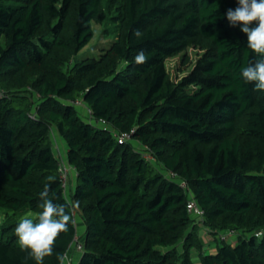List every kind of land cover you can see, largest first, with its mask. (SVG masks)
Masks as SVG:
<instances>
[{
    "label": "trees",
    "instance_id": "16d2710c",
    "mask_svg": "<svg viewBox=\"0 0 264 264\" xmlns=\"http://www.w3.org/2000/svg\"><path fill=\"white\" fill-rule=\"evenodd\" d=\"M237 6L0 0V264H35L14 229L23 212L42 210L46 184L54 203L85 221L77 264H264V91L241 76L262 57L239 25H229L226 11ZM94 22L112 24L114 40L98 57L79 59ZM112 31L105 27L104 35ZM189 47L200 54L174 79L166 60ZM141 51L147 61L137 64ZM101 118L109 128L96 123ZM53 127L77 170L68 196ZM131 129L125 142L114 134ZM190 198L204 210L201 223L188 210ZM199 223L212 229L214 253ZM77 226L60 234L44 264H59ZM228 230L239 231L236 243L219 236Z\"/></svg>",
    "mask_w": 264,
    "mask_h": 264
},
{
    "label": "clouds",
    "instance_id": "9594fccd",
    "mask_svg": "<svg viewBox=\"0 0 264 264\" xmlns=\"http://www.w3.org/2000/svg\"><path fill=\"white\" fill-rule=\"evenodd\" d=\"M237 4L235 9L229 8L226 11L229 25L232 27L239 25L240 30L247 36V47L262 57L254 64L250 63L243 67L241 76L245 83L254 84L256 90L264 91V0H237ZM254 23L257 26L252 27ZM136 35L139 36L140 33L137 32ZM146 61L147 56L143 51L135 57L137 64ZM76 175L72 174L71 180L75 179ZM53 179L51 176L48 177L49 181ZM49 189L50 185L46 184L44 190L40 192L39 207L42 210L21 216L14 229L21 251L27 252L35 264H44L45 258L54 254L55 242L60 234L68 231L70 223H75L66 206L54 203L49 197ZM69 206L78 207V203ZM57 260L59 264H71L66 253L57 254Z\"/></svg>",
    "mask_w": 264,
    "mask_h": 264
},
{
    "label": "rangeland",
    "instance_id": "374dc122",
    "mask_svg": "<svg viewBox=\"0 0 264 264\" xmlns=\"http://www.w3.org/2000/svg\"><path fill=\"white\" fill-rule=\"evenodd\" d=\"M93 27L95 29V34L92 37V39L89 41V43L79 52V54H78L79 59L84 58L86 55H88L90 57H98L102 51V47H107L108 45H110L112 40H114L115 34L112 31V30H114L112 24H110V25L107 24V25L103 26L100 23L94 22ZM105 27H110V29L112 31L108 37H106L104 35V28ZM199 54H200V51L198 49H195L193 47H189L186 51L181 52L178 55L168 57L166 60V64H167V68H168L170 74L172 75V77L174 79H179L183 75L187 74L190 71V69L193 67L194 62H195L196 58L199 56ZM185 55L189 57V60L187 62L183 61V56H185ZM75 104H76V107H77L79 114H81L82 117H84L86 119V114L88 116L90 115L88 108L84 107V103L82 102V100L80 102H76ZM52 136H53L54 142L56 140H58V142H60V145L63 148V153L66 156L67 143L58 134L57 130L54 127H53ZM55 144H56V142H55ZM55 144H54V148H55ZM55 150H56V148H55ZM159 167H161V166L159 165ZM75 185H76V179L73 178L68 185L67 196L70 194V191L72 189H74ZM5 213H6V210L4 208H0V221L5 217ZM28 213L35 214V212H33V211H25L19 216V218L21 216L28 214ZM75 216H76V223H78L77 233L82 236V241L84 242V239H85L84 232H85V227H86L85 221L81 217V215H79L78 212L75 214ZM19 218H18V220H19ZM200 223L197 225L198 226L197 229L199 230V234H200V239L205 244L206 249L209 250L210 253H214L216 251V245H215V243L212 242L215 240V237L213 235L214 233H213L212 229L209 230V228H205L204 225L200 224ZM238 234H239V231H235L233 234L228 235L227 241L232 243V244L236 243L237 242L236 237ZM193 251H195V250H193ZM78 255L81 257L82 253L79 252ZM79 258L78 259L75 258V262H77L79 260Z\"/></svg>",
    "mask_w": 264,
    "mask_h": 264
},
{
    "label": "built area",
    "instance_id": "2783aa9c",
    "mask_svg": "<svg viewBox=\"0 0 264 264\" xmlns=\"http://www.w3.org/2000/svg\"><path fill=\"white\" fill-rule=\"evenodd\" d=\"M3 93L0 90V95H2ZM81 100H76V102H80ZM96 123L102 124L104 127L109 128L108 122L107 120L101 118L98 121H96ZM135 129H131L130 131H116L114 132L115 136L117 137V139L120 142H125L127 140H130L132 137V134L134 133ZM55 148H56V155L57 158L59 159V173H60V177H61V183H62V187L65 190V194L67 196V188L69 183L71 182V176L72 174H77V170L76 167L71 165L68 161L66 156L63 153V148L60 145V142H58V140L55 141ZM170 176L176 180L179 181V184L186 190L189 191V193H191L190 189L188 188V184L184 179H180L179 175L175 172H171L169 173ZM188 210L189 212H191L192 214H194L197 218V220H199L200 222H202L203 217H204V210L197 204V202L195 201L194 198H190L189 202H188ZM76 210L73 209V214L75 217V221H76ZM78 225V223H77ZM235 231L234 230H228L226 232H222L220 234V237L222 239H227L228 235L233 234ZM261 232H258L257 235H260ZM81 235H79L78 233L76 234L72 244L70 245L69 249L67 250L66 254L68 255L69 259L71 260V264H77V262H75V258L73 256V253L75 252H81L83 253L85 250V244L81 239ZM80 257V256H79ZM76 259H78L76 257Z\"/></svg>",
    "mask_w": 264,
    "mask_h": 264
},
{
    "label": "crops",
    "instance_id": "0c3cea01",
    "mask_svg": "<svg viewBox=\"0 0 264 264\" xmlns=\"http://www.w3.org/2000/svg\"><path fill=\"white\" fill-rule=\"evenodd\" d=\"M78 254H79L78 252L73 253L74 258H76V257L79 258Z\"/></svg>",
    "mask_w": 264,
    "mask_h": 264
}]
</instances>
